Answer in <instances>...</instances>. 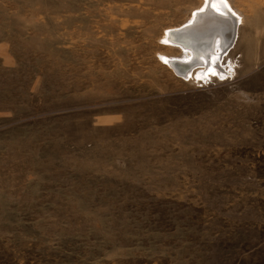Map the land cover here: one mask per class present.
<instances>
[{"label": "rangeland", "instance_id": "374dc122", "mask_svg": "<svg viewBox=\"0 0 264 264\" xmlns=\"http://www.w3.org/2000/svg\"><path fill=\"white\" fill-rule=\"evenodd\" d=\"M227 2L195 83L200 0H0V264H264V0Z\"/></svg>", "mask_w": 264, "mask_h": 264}, {"label": "bare ground", "instance_id": "6f19581e", "mask_svg": "<svg viewBox=\"0 0 264 264\" xmlns=\"http://www.w3.org/2000/svg\"><path fill=\"white\" fill-rule=\"evenodd\" d=\"M190 13L184 23L187 28L176 27L166 32L171 35L170 43L180 48L181 57H163L167 58L173 70L185 79L190 76L195 83L209 81L212 77H225L230 66H222L221 58L233 45L238 34L236 27L242 19L227 0H200V5ZM228 23L233 25V29L227 27Z\"/></svg>", "mask_w": 264, "mask_h": 264}, {"label": "water", "instance_id": "95a60500", "mask_svg": "<svg viewBox=\"0 0 264 264\" xmlns=\"http://www.w3.org/2000/svg\"><path fill=\"white\" fill-rule=\"evenodd\" d=\"M177 71V70H176Z\"/></svg>", "mask_w": 264, "mask_h": 264}]
</instances>
